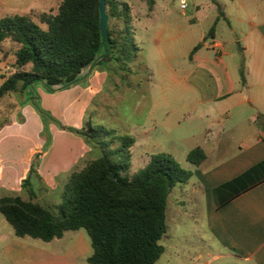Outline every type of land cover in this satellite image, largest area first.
Masks as SVG:
<instances>
[{"label":"rangeland","instance_id":"1","mask_svg":"<svg viewBox=\"0 0 264 264\" xmlns=\"http://www.w3.org/2000/svg\"><path fill=\"white\" fill-rule=\"evenodd\" d=\"M117 1L127 2L130 6L127 37L132 56L127 61H118L115 51L107 52L106 56L85 68L74 82L49 86L35 81L22 92H9L0 98V198L16 195L25 200L33 199L56 213L71 174L100 156V152L80 134H91V129L96 127L112 131L114 135H132L135 126L155 121L159 125L162 123L163 131L162 125L159 131L163 132L164 147L174 153L182 167L194 169L187 161L186 152L195 149L198 140L188 138L189 131L170 124L177 120L175 112L188 104L185 98L172 92L184 88L183 84L176 85L172 77L200 72L196 63L189 62L188 49L192 43L199 44L202 54L212 59L220 56L226 62L239 59L241 41L235 40L231 27L238 28L241 37L248 25L239 20L248 17L240 18L235 13L240 0H216L222 16L213 0H186V10L181 9L180 0H156L152 9L144 0ZM61 2L0 0V16L20 14L37 19L43 12L56 14ZM111 27L120 30L122 24L111 22ZM212 28L223 48L202 45V37L212 43ZM19 46L12 41H5L1 46L0 87L15 71V51ZM160 50L166 60H161ZM162 88L168 91V106L146 118L151 106V90L155 93ZM155 99L161 101L158 97ZM165 112H170L168 118ZM110 140V137L105 138L109 148H114L116 145ZM153 153L157 154L155 150ZM152 155L147 162L141 158L133 160L129 174L143 169ZM32 167L34 173L30 183L34 196L30 197L23 181ZM191 195V187L184 183H177L169 193L168 230L160 240L165 253L155 264H201L211 258V250L196 232L198 229L209 241L203 202L201 198L192 201ZM0 220L13 230L1 213ZM80 230L91 248L87 232ZM198 252L202 255L200 259ZM0 264H5L3 259Z\"/></svg>","mask_w":264,"mask_h":264},{"label":"trees","instance_id":"2","mask_svg":"<svg viewBox=\"0 0 264 264\" xmlns=\"http://www.w3.org/2000/svg\"><path fill=\"white\" fill-rule=\"evenodd\" d=\"M144 1L150 9L156 3ZM99 4V0H62L56 14L43 12L37 19L20 14L0 16V50L5 41L20 45L15 51V71L0 87V98L9 92H22L35 81L49 86L74 82L107 52L115 51L118 61H127L132 56L127 37L130 6L106 0L104 39ZM111 22L122 24V28H112ZM213 33L214 28L210 31ZM200 47L197 45L192 54ZM240 76L244 85L243 61ZM91 131L80 134L100 156L71 174L56 213L33 199L16 195L0 198V213L18 237L49 242L63 237L66 231L84 229L92 248L90 264H155L165 251L160 240L168 230V195L177 183L188 182L193 172L172 155L158 153L138 173L130 175L135 137L114 135L101 127ZM107 137L116 145L114 148L105 142ZM205 158L200 147L187 155L194 166L201 165ZM33 173L34 167L23 181L30 197L34 196L30 183Z\"/></svg>","mask_w":264,"mask_h":264},{"label":"crops","instance_id":"3","mask_svg":"<svg viewBox=\"0 0 264 264\" xmlns=\"http://www.w3.org/2000/svg\"><path fill=\"white\" fill-rule=\"evenodd\" d=\"M236 7L240 18L248 17L239 20L248 25L241 37L238 28L231 27L235 40L241 41L239 59H212L202 54L201 48L192 54L199 45L192 43L189 62L196 63L200 72L172 77L176 85L184 86L172 92L188 104L175 112L177 120L170 124L189 131L188 138L198 140L196 147L206 154L204 162L191 170L192 178L184 183L191 187V200L201 198L203 202L209 241L198 229L196 232L211 250V258L201 264H264V0H240ZM211 37L212 43L202 37L204 47L223 48L215 32ZM160 58L166 60L161 50ZM242 61L244 85L240 76ZM167 93L163 88L155 93L151 90L146 118L168 106ZM169 114L165 112L167 118ZM184 122L189 125L185 127ZM160 125L155 121L134 127L132 163L136 158L147 162L154 150L174 157L164 147ZM91 254L81 230L66 231L63 237L45 242L18 237L0 220V262L3 259L5 264H90ZM201 256L198 252L197 258Z\"/></svg>","mask_w":264,"mask_h":264},{"label":"water","instance_id":"4","mask_svg":"<svg viewBox=\"0 0 264 264\" xmlns=\"http://www.w3.org/2000/svg\"><path fill=\"white\" fill-rule=\"evenodd\" d=\"M99 10H100V29L103 34V38L105 39L107 36V6L106 0H99Z\"/></svg>","mask_w":264,"mask_h":264},{"label":"built area","instance_id":"5","mask_svg":"<svg viewBox=\"0 0 264 264\" xmlns=\"http://www.w3.org/2000/svg\"><path fill=\"white\" fill-rule=\"evenodd\" d=\"M180 7L182 10H186V8L188 7L187 1L186 0H180Z\"/></svg>","mask_w":264,"mask_h":264}]
</instances>
